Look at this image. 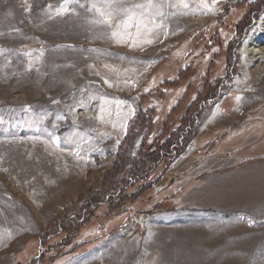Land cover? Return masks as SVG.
<instances>
[{
  "label": "rangeland",
  "instance_id": "1",
  "mask_svg": "<svg viewBox=\"0 0 264 264\" xmlns=\"http://www.w3.org/2000/svg\"><path fill=\"white\" fill-rule=\"evenodd\" d=\"M261 1L219 0L205 14L201 0H188L187 10L166 9L177 13L165 21L175 34L130 48L113 41L108 25L90 23L100 18L86 7L70 5L74 12L57 16L63 0H0V115L7 121L0 125V264H264V62L245 55L247 35L262 26ZM204 94L209 99L197 103ZM101 96L112 102L102 105ZM73 132L88 141L83 159L70 154L72 144L47 143L49 133ZM179 136L185 144L167 165L146 157ZM119 151L126 165L109 179ZM211 155L220 157L211 159L216 169L238 173L227 183L234 189L221 191L245 199L241 210L198 205L203 180H217L204 178ZM141 157L138 175L146 174L149 189L60 244L64 232L52 235L55 224L83 213L96 191L131 183ZM153 205L164 208L148 214ZM107 208L101 203L94 215ZM83 242L87 248L75 250Z\"/></svg>",
  "mask_w": 264,
  "mask_h": 264
},
{
  "label": "snow or ice",
  "instance_id": "2",
  "mask_svg": "<svg viewBox=\"0 0 264 264\" xmlns=\"http://www.w3.org/2000/svg\"><path fill=\"white\" fill-rule=\"evenodd\" d=\"M219 0H201L200 7L205 14L214 12L216 10V5ZM70 5H79L81 8L87 9L89 12H94L100 19L89 21L90 23H103L108 25L113 30L110 33L113 41L118 45H128L130 48H143L144 46L153 44L160 36L161 32L165 37L172 33L170 30V25L166 24L165 21L171 16H175L177 13L175 11L168 12L166 9H189L190 5L188 0H142L140 3H134L132 5H127L126 0H87V5L82 2V0H63L61 5L55 10V15L60 16L70 11H75L70 8ZM48 9H52V5L48 6ZM26 11L31 10V5L25 9ZM186 14V13H185ZM71 47V46H69ZM4 49H0V55L4 53ZM91 51H96L92 49ZM25 55H31V53H26ZM242 59H247L246 56H242ZM123 59V58H122ZM105 67H108L107 65ZM28 70H32V65H28ZM99 75V73H97ZM109 87L112 84L105 79L104 81ZM238 82V81H237ZM148 91V89H145ZM96 99V97H91ZM103 104L111 103L112 101L108 97H99ZM244 98L242 96H236L235 100L239 103ZM53 103H58V101H53ZM83 106V101L79 102ZM117 106L126 103L125 101H115ZM74 110V109H73ZM25 112H29L30 108L26 107ZM105 109L103 106L100 108V112L103 114ZM134 109L130 108L129 114H134ZM110 114V113H109ZM119 116V113H117ZM215 115V114H214ZM47 117L44 114L39 117V123H43ZM103 119L101 115L98 117ZM57 120H63L65 117L63 115H57ZM127 117H125V120ZM7 123L4 116L0 115V125ZM55 128L56 125L53 124ZM116 127V124H113ZM122 128L127 127L126 122L121 125ZM36 139H39L37 137ZM47 143H50L53 148H60L62 143L72 144L73 147L70 150V154L74 155L80 159L84 157L81 154V148L84 143H88L83 137L79 136L78 132H73L66 137H61L55 133H49V139ZM119 143V141H117ZM249 224L252 223L251 220L248 221ZM8 238H11V233L9 232Z\"/></svg>",
  "mask_w": 264,
  "mask_h": 264
},
{
  "label": "trees",
  "instance_id": "3",
  "mask_svg": "<svg viewBox=\"0 0 264 264\" xmlns=\"http://www.w3.org/2000/svg\"><path fill=\"white\" fill-rule=\"evenodd\" d=\"M261 2L262 4L260 6V9L263 8L264 6V0ZM242 22L243 21L240 20L237 23L236 30H239ZM178 72L179 73L177 74V77L175 80H177L180 77V75L184 73L180 71ZM175 80L174 81L173 80L164 81L162 85L170 86V84L174 83ZM207 99H209L207 98V94H204L201 99H198L197 97L195 100L197 101V103L201 100L200 101L201 103V102H205ZM192 105L194 106V104ZM191 109L192 108L190 109L188 108V110L186 111V115L191 111ZM149 114H151L152 116L153 111L151 110ZM141 115L142 114L138 112L135 120H138L139 118H141ZM192 117L195 118L194 113L192 114ZM186 119L189 120L188 115L185 117V120ZM186 125H188V123ZM179 137L180 138L177 143H174V142L172 143L169 141V139L165 140L162 144L157 145V147H155L152 151H148V153L146 154V157H151L153 162L156 164L164 163L165 165H167L168 162H170L173 158H175V156H177V154L182 150L185 144L183 138H181V136ZM144 162H145L144 157H141L140 159L138 160L136 159L134 161V165L131 170V179H132L131 183L125 184L121 188L116 187L114 190L104 195H101L102 194L101 191H96L93 195H91L86 200L87 206L84 207L83 213H81L80 215L75 214L72 216H65L62 220H59L57 224H55V229L52 231L51 234L58 235L64 232L63 240L65 241H62L60 244L68 245L69 242L75 238V236L74 237L72 236L77 234V232L93 217H95V219L99 223H102L107 220L108 215L113 214L114 212H118L122 208L126 207L129 204V202L131 200H134V198H136V196H138L141 192L149 189L152 183L151 181L147 180L146 174L142 176V178H140V176L138 175L139 174L138 171L145 165ZM125 165H126L125 155L119 151L116 154L115 160L113 161L110 171L107 174L108 176H111L109 179L114 178L116 174H118ZM154 181H157V179ZM135 185L137 186L132 192L125 193L126 188H128L129 186L135 187ZM101 203L107 204L108 208L106 210V213L103 215H94V211L96 210L97 206L100 205ZM161 208H164V207H160L159 205L157 206L153 205L149 207V209L147 210V213L152 214L154 212H158L159 210H161ZM169 209H173V207H169ZM88 244L89 242H83L75 250L79 252L83 251L87 248Z\"/></svg>",
  "mask_w": 264,
  "mask_h": 264
},
{
  "label": "crops",
  "instance_id": "4",
  "mask_svg": "<svg viewBox=\"0 0 264 264\" xmlns=\"http://www.w3.org/2000/svg\"><path fill=\"white\" fill-rule=\"evenodd\" d=\"M209 154H212L209 153ZM235 156V155H233ZM217 155H211L207 157L206 163L203 162V166L205 169V174L210 171L211 174L205 175L204 178H216V182L209 183L206 185V182L203 180L201 189V200L200 204L198 203L201 208H224V207H231L232 209L235 208L237 211L241 210L243 205L246 201L245 199H242L239 195H236V193H233V190H228L227 192H222L221 190L226 189H234L232 188L233 185H230L227 183L230 181L231 178L235 177L238 173H224L222 170L216 169L215 161L218 162ZM211 159L215 161H211ZM230 160H234V157L229 158ZM232 165V164H230ZM234 165V164H233ZM212 170V171H211ZM232 170V169H231ZM220 183H221V189H220ZM223 186V187H222ZM249 199V197H248ZM249 201V200H247ZM255 201V200H254Z\"/></svg>",
  "mask_w": 264,
  "mask_h": 264
},
{
  "label": "bare ground",
  "instance_id": "5",
  "mask_svg": "<svg viewBox=\"0 0 264 264\" xmlns=\"http://www.w3.org/2000/svg\"><path fill=\"white\" fill-rule=\"evenodd\" d=\"M261 28L259 29L258 33H255L253 36L251 34L253 32H250V34L247 35L248 38H246V46H247V52L245 55L250 56V60H252L254 57L260 59V62H264V46H261L259 44L257 46V42H260V40L264 39V19L261 22ZM247 57V56H246ZM245 63L248 62V58L244 60Z\"/></svg>",
  "mask_w": 264,
  "mask_h": 264
}]
</instances>
